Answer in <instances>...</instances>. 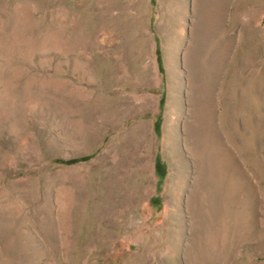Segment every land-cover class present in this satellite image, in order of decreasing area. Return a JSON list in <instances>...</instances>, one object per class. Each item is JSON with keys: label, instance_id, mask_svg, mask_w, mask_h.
Returning a JSON list of instances; mask_svg holds the SVG:
<instances>
[{"label": "rangeland", "instance_id": "1", "mask_svg": "<svg viewBox=\"0 0 264 264\" xmlns=\"http://www.w3.org/2000/svg\"><path fill=\"white\" fill-rule=\"evenodd\" d=\"M181 1L0 0V264H264V0L206 88Z\"/></svg>", "mask_w": 264, "mask_h": 264}, {"label": "crops", "instance_id": "2", "mask_svg": "<svg viewBox=\"0 0 264 264\" xmlns=\"http://www.w3.org/2000/svg\"><path fill=\"white\" fill-rule=\"evenodd\" d=\"M182 26L187 33V64L195 66V74L203 88L213 80L210 54L220 48V41L236 32L245 14L242 0H182ZM239 14V20L237 15ZM206 94V92L204 93Z\"/></svg>", "mask_w": 264, "mask_h": 264}, {"label": "trees", "instance_id": "3", "mask_svg": "<svg viewBox=\"0 0 264 264\" xmlns=\"http://www.w3.org/2000/svg\"><path fill=\"white\" fill-rule=\"evenodd\" d=\"M156 128H158V123H156ZM86 158H88V157L87 156H82V157L66 159V160H63L62 162H64V163H73V162L79 161L81 159H86Z\"/></svg>", "mask_w": 264, "mask_h": 264}]
</instances>
